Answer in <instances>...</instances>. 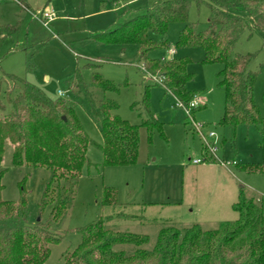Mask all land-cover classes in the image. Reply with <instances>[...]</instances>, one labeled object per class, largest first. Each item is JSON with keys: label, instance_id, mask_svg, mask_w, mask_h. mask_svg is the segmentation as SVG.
<instances>
[{"label": "rangeland", "instance_id": "obj_1", "mask_svg": "<svg viewBox=\"0 0 264 264\" xmlns=\"http://www.w3.org/2000/svg\"><path fill=\"white\" fill-rule=\"evenodd\" d=\"M158 1L0 0V104L5 105L0 108V118L12 109L7 99L9 91L17 94V84L9 77L14 75L36 86L51 100L62 99L59 93H64V99L75 108L86 133L95 142L88 150L93 165L75 180L72 208L61 225L53 227L62 240L50 246V256L44 264H63V255L81 241L78 230L99 217L109 218L107 226L114 231L149 237L146 248L151 249L163 228L213 231L235 222L239 216L234 207L242 188L256 197L264 210V174L242 169L263 160L259 132L254 127L241 126L234 138L232 129L221 124L226 106L218 76L222 63H207L205 51L199 46L178 47L183 28L178 23L169 26V47L153 49L143 59L138 46L121 45L114 36L102 41L93 39L94 34L118 28L137 11L151 8ZM21 3L28 5L35 16ZM47 8L57 16L48 27L38 19ZM210 13L207 5L194 0L189 21L202 31L208 26ZM7 28L16 31L8 33ZM154 40L160 42L162 38L156 35ZM233 52L251 55L248 70L257 74L254 100L264 118V32L246 31ZM146 59L161 64L188 61L187 71L194 79L186 89L197 93L201 100L194 120L206 136L211 132L216 135L217 156L226 162L224 166L216 160L194 164L207 157L202 140L185 112L175 108L174 97L143 69ZM30 63L32 70L28 69ZM96 73L112 82L117 92L90 88L93 99L114 101L119 106L117 115L130 126L139 127L138 156L130 166L104 165V137L98 119L90 112L87 90L68 83L78 74L89 87ZM146 95L151 114L161 124L151 132L142 125L148 116ZM12 153L13 146L7 141L0 166V197L3 201H18L24 188L30 222L35 224L40 217L46 222L60 190L68 195L69 181L47 167L16 166ZM106 190L116 194V207L104 205ZM43 200L46 206L41 212ZM126 250L132 252L131 248Z\"/></svg>", "mask_w": 264, "mask_h": 264}, {"label": "trees", "instance_id": "obj_2", "mask_svg": "<svg viewBox=\"0 0 264 264\" xmlns=\"http://www.w3.org/2000/svg\"><path fill=\"white\" fill-rule=\"evenodd\" d=\"M193 1L159 0L153 7L137 11L118 28L94 34L93 39L102 41L114 36L121 45L138 46L143 59L153 49L168 48L169 26L181 24L178 47L199 46L205 51L207 63H222L218 76L225 90L226 106L221 124L232 129L234 138L241 126L258 130L263 160L248 163L242 169L264 174V118L254 100L257 74L248 70L251 55L233 52L246 31L264 32V0H197L199 5H207L211 12L208 26L202 31L189 21ZM2 31L0 28V34ZM5 31L10 33L16 28ZM156 35L162 38L160 42L154 40ZM187 65L188 61L183 59L166 64L146 59L143 69L154 77H164L163 88L167 94L189 104L198 94L186 89L194 79ZM28 69H33L32 63ZM9 77L17 84V94L9 91L7 99L12 109L0 118V166L6 143L10 141L13 164L55 170L59 177L69 181V192L65 195L61 189L50 218L43 222L40 217L35 224L30 222L24 188L18 201H3L0 197V264H44L50 256V246L62 240L53 227H59L72 208L75 180L82 176L86 167L93 165L88 150L95 142L86 133L75 108L64 98L51 100L36 86L14 75ZM68 83L71 87L87 90L90 112L98 119L104 137V165L134 164L139 150V127L130 126L117 115L119 106L114 101L96 102L89 91L92 88L117 92V88L99 73L94 75L89 87L78 74ZM145 107L148 116L142 125L149 132L161 128L151 114L148 95ZM0 108L4 109L5 105L0 104ZM195 110H192L193 115ZM2 189L0 184V194ZM117 204L116 194L106 190L104 205L116 207ZM45 206L43 200L41 212ZM234 209L238 219L213 231L199 227L184 232L163 228L151 249L146 248L149 237L114 231L107 226L109 218L99 217L78 230L81 241L63 255V264H264V210L260 201L242 188ZM68 233L70 231L65 232Z\"/></svg>", "mask_w": 264, "mask_h": 264}, {"label": "built area", "instance_id": "obj_3", "mask_svg": "<svg viewBox=\"0 0 264 264\" xmlns=\"http://www.w3.org/2000/svg\"><path fill=\"white\" fill-rule=\"evenodd\" d=\"M22 7L29 13H31L33 16H35L32 11L24 4H20ZM56 14L54 10L52 9H44L38 19L43 23L44 26L48 27L51 22H53L56 19ZM171 53H175V50H171ZM155 81L158 84H164V77H155ZM59 95L64 98L65 94L60 92ZM173 96V95H172ZM174 97V96H173ZM175 100V108H179L185 112V114L190 118L193 130L196 131L201 140L204 147V150L207 154V157L203 158L202 160H196L194 161V164H201L208 160H216L219 161L221 165H225L226 162L223 160H220L217 156L218 148H217V137L214 133H209L208 136H206L204 133H202L200 130L202 129V126L200 124H197L194 120L192 110L197 109L200 105V98L198 95H196L193 100L189 104H185L176 97H174ZM233 164H237L236 162H233Z\"/></svg>", "mask_w": 264, "mask_h": 264}]
</instances>
